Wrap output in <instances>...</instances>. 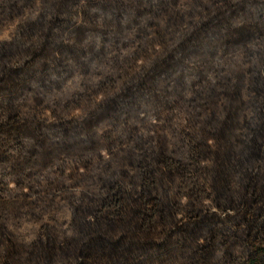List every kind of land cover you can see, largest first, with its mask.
I'll list each match as a JSON object with an SVG mask.
<instances>
[{"label": "trees", "instance_id": "trees-1", "mask_svg": "<svg viewBox=\"0 0 264 264\" xmlns=\"http://www.w3.org/2000/svg\"><path fill=\"white\" fill-rule=\"evenodd\" d=\"M37 1H0V29ZM41 1V13L0 42V174L15 149L25 172V161L58 148L94 147L104 122L128 127L134 114L147 117L127 147H110L109 159L84 157L72 170L77 186L98 191L60 186L72 211L68 230L45 223L25 244L0 214V264H264V0H192L188 22L178 0ZM135 26L161 28V49L104 99L74 117L26 115L22 97L60 89L76 69L88 73ZM182 107L206 125L188 132L189 163L159 123ZM193 178L202 182L191 188ZM15 197L0 185V202Z\"/></svg>", "mask_w": 264, "mask_h": 264}, {"label": "rangeland", "instance_id": "rangeland-1", "mask_svg": "<svg viewBox=\"0 0 264 264\" xmlns=\"http://www.w3.org/2000/svg\"><path fill=\"white\" fill-rule=\"evenodd\" d=\"M1 4L17 2L24 4V0H0ZM176 12L185 17L186 21L192 19V0H178ZM209 3L211 0H202ZM43 4L38 0L33 6L24 9L21 16L8 22L0 29V42L11 41L19 26L29 19H35L42 11ZM164 24V23H163ZM161 28L148 27L146 32L137 26L131 28L122 37V43H111L108 45L106 55L97 60L88 73L80 69L62 82L60 89L55 91L35 90L27 93L19 101L27 116H39L51 121L61 118H69L81 115L91 108L97 101L104 99L113 88L119 86L126 76L139 69L149 61L154 48L161 49L159 36ZM242 53V51H240ZM228 65L234 64V60H225ZM247 86L243 89V96L247 102V114L254 115V107L251 106V91ZM38 97H43L40 104ZM183 110L165 116L159 121L167 135L169 145L174 154L184 160L192 161L193 143L188 132L199 131L205 123L196 125L193 123V111L182 107ZM208 114L203 116L204 120ZM147 113L145 111L134 114L130 126L113 127L109 122H104L98 127L100 139L94 147L77 146L72 151L58 148L49 156H43L27 160V170H34L29 175L22 172L19 163V152L15 149L12 163L4 167L0 174V185H9V189L16 195L15 198L0 202V214L4 216L9 229L25 244L33 243L40 232L43 224L49 223L59 231L70 228L72 211L65 194L60 191V186H66V190L81 194L83 191H98L95 183L77 186L75 180L69 175L72 170L78 168L84 157L96 156L98 153L106 159L111 157L110 147L118 150L129 144V132L135 124L139 127L144 125ZM157 120L154 116L151 121ZM40 171V175L33 176V172ZM196 173H194L193 176ZM74 175V173H73ZM194 179V178H193ZM199 178L191 181V188L201 183ZM184 194L188 195L187 179L183 183ZM55 192V193H53ZM204 199V198H203ZM207 204L210 201L204 199Z\"/></svg>", "mask_w": 264, "mask_h": 264}]
</instances>
